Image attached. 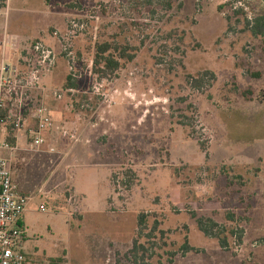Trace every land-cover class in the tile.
<instances>
[{"label":"rangeland","instance_id":"obj_1","mask_svg":"<svg viewBox=\"0 0 264 264\" xmlns=\"http://www.w3.org/2000/svg\"><path fill=\"white\" fill-rule=\"evenodd\" d=\"M257 17L264 0H0V43L4 26L50 39L6 45L17 69L37 71L36 91L50 77L41 98L68 104L52 140L9 162L29 196L27 264H167L169 253L172 264H264V34L246 26ZM104 42L133 55L114 53L106 77L93 70ZM206 71L214 78L192 87L188 77ZM141 213L147 251L135 262ZM155 223L163 237L147 238Z\"/></svg>","mask_w":264,"mask_h":264},{"label":"built area","instance_id":"obj_2","mask_svg":"<svg viewBox=\"0 0 264 264\" xmlns=\"http://www.w3.org/2000/svg\"><path fill=\"white\" fill-rule=\"evenodd\" d=\"M16 42V36H6L0 47L8 45L10 50L15 51ZM30 48L43 64L51 60L52 52L40 43L34 42ZM21 72L6 63L0 65V133L7 127L15 131L22 130L25 114L33 111L35 127L29 129L28 133L32 146L38 151L44 144L41 136L52 128L53 120L48 109L37 101L33 110L29 108L32 104L31 94L38 85L37 71L30 75ZM0 150H12L6 138L1 140ZM28 202L29 196L19 192L13 182L9 161L0 156V264H27L24 245L26 229L22 225V217ZM40 210L45 211V208L40 206Z\"/></svg>","mask_w":264,"mask_h":264},{"label":"trees","instance_id":"obj_3","mask_svg":"<svg viewBox=\"0 0 264 264\" xmlns=\"http://www.w3.org/2000/svg\"><path fill=\"white\" fill-rule=\"evenodd\" d=\"M246 26L250 28V32L252 33L253 36L263 35L264 34V17H257L251 22L247 21ZM114 53H118L120 58H127L129 60H131L133 56L128 53L127 48L119 47L117 45H113L112 43L104 42V43L96 44V53H95L94 60H93V70L94 72H96V74H100L103 77H106L109 74H113L119 68V62L117 61V59H115L113 55ZM213 76L214 75L211 72L206 71L203 73H199L197 78L189 76L188 82L192 85V87L200 88L202 87L205 78L210 77L211 79H213L214 78ZM69 88H75V85L71 84L69 85ZM230 219L232 218L230 217ZM146 224H147L146 215L144 213H141L138 216V220H137L138 237H136V239L133 240L132 248L129 251V255L135 262L137 261L138 252L142 251V253L145 254L147 251V249H145L144 244H142L139 241V239H141L142 237V233L147 230ZM197 226H198L199 231H201L205 236L212 237L218 240V243L221 248H224V249L228 248V238L220 237L221 232L216 230L218 227L211 220L207 219V221H205V219H198ZM153 232L154 233L159 232L161 237H163L164 235L163 231L158 230L157 223H155L154 227L150 231V234L146 235V237L149 238L153 234ZM229 233L231 237L237 235L232 229L229 230ZM238 240H240V237H238ZM181 248H182L181 250L184 251L185 253H188L193 250L188 245L187 242H185ZM168 256L169 257L167 259V264H172L173 262L172 260L176 255L175 253H169ZM55 262H61V261L58 259ZM241 264H252V263L243 262Z\"/></svg>","mask_w":264,"mask_h":264},{"label":"crops","instance_id":"obj_4","mask_svg":"<svg viewBox=\"0 0 264 264\" xmlns=\"http://www.w3.org/2000/svg\"><path fill=\"white\" fill-rule=\"evenodd\" d=\"M4 27H6L5 28V31H6L5 34L7 33V34H9V36L19 37L24 42H27V41H30V40H35V39H39V40L42 39V40H45L46 42H49V40H50L45 35L42 34L43 36H41L40 35L41 33H36V31L33 34L25 35V34H20V33H17V32H12L11 33V32H9L7 26H4ZM13 53L14 52L10 51L9 49H5V47L4 48L0 47V65L2 63H6L7 65L12 66V67H14V66L16 68L20 67L19 66V63H18L19 60L16 61V59H15V57L17 55L16 54H13ZM11 64H14V65H11ZM21 65H23V64L21 63ZM48 78H50V77H47V78L42 79V82L40 84V86L42 87V88L40 87L41 90H43V87L47 88V83L50 81V80H48ZM41 90L32 92V94H31L32 103H35L38 100L37 103H40V104L44 105L48 109L49 114H50V116H51V118H52V120L54 122L53 125H55V120L56 121L60 120L61 117H63V115H64V114H62L64 112L62 110L63 104L62 103H59V101L57 99L51 98V97H49V95H46V94L43 95L42 98H41ZM70 90L71 89H69V92H70ZM36 94L38 95L37 98H35V95ZM65 108L68 109V104L63 107V109H65ZM33 113H34L33 111H30V112H27L25 114V126H24V128L22 130L15 131V130L10 129V128L7 127V129H5L4 132L0 133V139L2 138V140H3V139L6 138L8 140V142L10 143L11 147H12V150H10V151L9 150L8 151H6V150H0V156L6 158L10 162V164L12 162L14 164H19V159H20L19 153H25L27 151L25 145H28L31 142L30 141L31 140V136L28 133V131H29V129H32V128L35 127L34 121L32 119ZM59 124H61V123L58 122L57 125H59ZM60 128L61 129H64V127L62 125H60ZM74 128H76V127H74ZM74 128L72 130H74ZM77 128H76V132L79 131V129H77ZM51 131H53L52 128L50 130H48V131H46V132L43 133V134H45L44 144L48 140L50 141V140L53 139V138H50V136H49L50 133H51ZM67 136H68V133L62 132V137L63 138H65ZM62 137H59V138L62 139ZM56 138H58V137H56ZM21 142H22V146H19V143H21ZM47 147H48V143L46 144L45 149ZM40 150L41 149H39V151ZM51 150H53V149L52 148H49L48 151L51 153V152H53ZM80 154L81 155H85V154H82L81 152H80ZM53 162L55 164L56 159ZM22 194H24V193L22 192ZM45 196H46L47 199H50L51 198L49 196V192L46 193ZM29 205L30 204L28 202L27 208H26V210H25V212L23 214V217H22V225L26 229V232H27V227H26V223H25V218L27 217V213L31 210ZM40 206H42V205H40ZM25 243H26V237L24 238V245H25ZM26 255H27V253H26Z\"/></svg>","mask_w":264,"mask_h":264}]
</instances>
